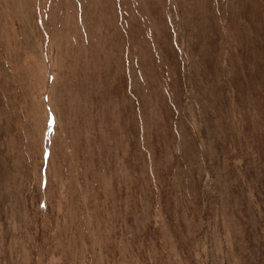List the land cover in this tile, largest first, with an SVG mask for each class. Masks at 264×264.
I'll use <instances>...</instances> for the list:
<instances>
[{"label": "rangeland", "instance_id": "1", "mask_svg": "<svg viewBox=\"0 0 264 264\" xmlns=\"http://www.w3.org/2000/svg\"><path fill=\"white\" fill-rule=\"evenodd\" d=\"M0 264H264V0H0Z\"/></svg>", "mask_w": 264, "mask_h": 264}]
</instances>
